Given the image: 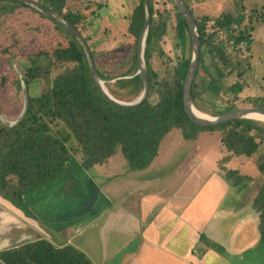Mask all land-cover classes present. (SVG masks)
Segmentation results:
<instances>
[{
	"label": "trees",
	"instance_id": "16d2710c",
	"mask_svg": "<svg viewBox=\"0 0 264 264\" xmlns=\"http://www.w3.org/2000/svg\"><path fill=\"white\" fill-rule=\"evenodd\" d=\"M77 1L80 0H36L83 36L90 48L98 77L115 99L130 100L139 96L144 81L141 72H138L136 47L122 72H103L96 62L97 51L88 42L89 36L84 34L88 17L95 14L96 8H90L89 3L82 9L74 8ZM167 1L174 10L175 35L181 52L173 66L166 64L162 74L154 67L153 56L165 54L159 42L167 33L170 12H159L154 7V0H148L150 21L143 60L149 90L141 102L122 106L100 90L91 75L86 53L73 34L22 0H0V28L8 15L27 10L47 19L56 37L52 46L41 47L22 56L25 62L20 65L21 75L14 81L20 93L24 85L27 113L13 125L0 119V196L29 213L27 196L51 184L64 185L66 195L71 198L79 195L78 179L66 177V172L76 163L87 170L119 151L129 169L140 170L152 162L162 138L170 130L178 128L186 140L194 139L202 130L217 131L226 152L219 160L220 168L224 171V177L235 185L249 177L222 164L233 155H254V163L262 178L252 208L258 212L257 229L264 243V121L239 118L200 126L189 119L183 110V84L190 61L184 48L191 44L190 34L185 19L173 1ZM184 1L196 22L200 40L199 63L190 88L192 103L197 110L210 115L235 110L238 107L235 102L230 101L217 108L215 99L223 90L237 99L246 85L243 76L246 67L250 66L249 61L242 58L238 49L227 53L226 44L229 39L245 41L247 50H250L254 29L250 13L254 10H245L246 0H232L234 8L227 7L215 17L209 14L199 17L193 11L190 0ZM145 17L144 0H137L127 24V32L135 41L139 38ZM205 55L209 57V66L205 65ZM230 76H235V80L228 83ZM34 82H37V86L41 85L35 94L32 93ZM71 161L74 163L69 169L67 165ZM40 242L44 246L45 242ZM32 246L26 245L21 249ZM217 247L222 249L221 246ZM51 250L54 251V248ZM71 250L70 246L61 251L55 250L57 264H63L65 258L58 254ZM14 252L2 253L1 257L14 264L18 256ZM82 256H72L70 264H92ZM41 260L44 263L45 258ZM55 261H47V264H56Z\"/></svg>",
	"mask_w": 264,
	"mask_h": 264
},
{
	"label": "crops",
	"instance_id": "0c3cea01",
	"mask_svg": "<svg viewBox=\"0 0 264 264\" xmlns=\"http://www.w3.org/2000/svg\"><path fill=\"white\" fill-rule=\"evenodd\" d=\"M132 1L135 6L137 0H107L102 7L129 16ZM190 2L204 15L211 0ZM210 150L214 154L207 157ZM177 152L196 164L186 175L181 166L172 167ZM225 154L217 131L202 130L186 140L177 128L162 138L146 168H127L119 151L87 170L76 163L66 177L80 182L77 197L51 184L27 196L25 213L0 196V264H9L1 254L12 251L18 255L14 264H47L66 246L92 264H264L252 208L261 178L255 166L244 172L250 157L233 155L222 165L249 177L235 185L220 168ZM26 245L33 246L21 249ZM71 252L58 254L63 264L71 263Z\"/></svg>",
	"mask_w": 264,
	"mask_h": 264
},
{
	"label": "rangeland",
	"instance_id": "374dc122",
	"mask_svg": "<svg viewBox=\"0 0 264 264\" xmlns=\"http://www.w3.org/2000/svg\"><path fill=\"white\" fill-rule=\"evenodd\" d=\"M106 1L80 0L73 6L74 8L82 9L87 3H90V8H96V14L88 17V24L84 28V34L89 36L88 42L97 51L96 62L98 67L107 74H116L122 72L128 66L135 47L136 50L138 49V40L135 41L127 32L128 16L122 11L119 17L116 14L111 15L109 9L104 6L102 7L103 2L106 3ZM245 4V10H254V12L250 11L252 12L250 13L252 14L251 21L254 25L249 46L250 55L244 59L246 62L249 61L250 64V66L246 67V72L243 76L246 85L238 94L237 99H233L230 92H225V90L219 93L215 99L217 108L225 106L230 101L235 102L238 105L237 108L264 104V0H246ZM127 6L134 7L133 1L129 2ZM154 7L158 8L159 12H170L168 15L167 33L159 42L165 54L162 56L156 54L152 58L154 67L162 74L166 64L173 66L176 63V57L180 54L181 49L175 35L174 10L171 3L167 0H154ZM227 7L234 8L232 0H211L207 5L205 13L215 17ZM195 14L199 17L202 16L200 13ZM55 41V32L52 30L50 22L37 16L35 13H30V11L20 10L8 15L5 21H3L0 28V117L4 120H15L23 107L22 91L20 93L17 90L14 81L21 75L20 65L25 62L22 56L41 47H50ZM184 53L187 57H190L191 44L190 46L189 44L185 46ZM205 65L209 66L208 55H205ZM58 70H55L53 74ZM200 73L204 76L203 71H200ZM234 80L235 76H230L228 83ZM33 85L32 93L35 94L40 90L41 85L37 86V82H34ZM137 97L135 96L130 100H119L130 102ZM248 98L252 99L249 100ZM203 145L201 143V147ZM201 150L204 151L205 149L201 148ZM213 154V151L210 150L207 153V157ZM174 157L175 161H172V167L175 169L181 166L183 168V175L188 174L196 165L193 162L187 163L183 161L182 158L184 156L181 152L175 153ZM253 159L254 155L248 161L252 162ZM193 161L198 162L197 159ZM250 166H255L259 171L253 160L247 167V170L244 171L245 173H252ZM258 171L256 175L262 178L260 171ZM257 264H259L258 261Z\"/></svg>",
	"mask_w": 264,
	"mask_h": 264
},
{
	"label": "water",
	"instance_id": "95a60500",
	"mask_svg": "<svg viewBox=\"0 0 264 264\" xmlns=\"http://www.w3.org/2000/svg\"><path fill=\"white\" fill-rule=\"evenodd\" d=\"M22 1L34 6L41 12L45 13L47 17L59 23L62 27L67 29L71 34H73L77 38V40L80 42V44L82 45L86 53L93 79L96 81L98 87L103 92V94L106 95L110 100L122 106H133L141 102L147 96L149 86H148V80H147L144 60H143V49L145 46V37H146L147 28H148L149 21H150V12H149L150 10H149L148 0H144L146 17H145L144 26L138 38V49H137L138 72H141L143 76L144 87L140 95L135 100L130 101V102H125V101H120L118 99H115L108 92L107 88L104 85V82L97 75L95 64H94L91 51H90V48L87 42L84 40L83 36L74 27H72L70 24L64 21L61 17L51 12L50 10H48L47 8H45L44 6H42L40 3L36 2L35 0H22ZM172 1L174 3V6H176L177 11H179V13L185 19L187 26H188V31L190 34L191 55H190V61H189L188 69H187L186 76L184 79V84H183V105H184L183 110H185L189 119L200 126L214 125V124H218L224 121H228L232 119H239V118H248V119L264 121L263 119L259 118L261 116L264 117V106H250V107L237 108L235 110H231V111L225 112L220 115H215V116L208 115L204 117V116H199L195 114L194 110H192V108H194L195 106L193 105L192 100H191L190 88H191V83L194 78L195 72L197 70L198 63H199V48H200L199 35L197 32L196 22L193 18L192 13L189 11L190 9L185 3V1L184 0H172ZM22 97H23V107H22V110L19 116L13 121L4 120L2 117H0L3 122H5L6 124H10V125L16 124L23 118L25 113H27L26 112L27 94H26V90L23 84H22Z\"/></svg>",
	"mask_w": 264,
	"mask_h": 264
},
{
	"label": "built area",
	"instance_id": "2783aa9c",
	"mask_svg": "<svg viewBox=\"0 0 264 264\" xmlns=\"http://www.w3.org/2000/svg\"><path fill=\"white\" fill-rule=\"evenodd\" d=\"M235 49L239 50V53L243 58L248 57L250 55L249 50H247V45L245 41L235 42L234 39H229L226 44L227 53L234 52Z\"/></svg>",
	"mask_w": 264,
	"mask_h": 264
},
{
	"label": "bare ground",
	"instance_id": "6f19581e",
	"mask_svg": "<svg viewBox=\"0 0 264 264\" xmlns=\"http://www.w3.org/2000/svg\"><path fill=\"white\" fill-rule=\"evenodd\" d=\"M192 110H194L195 114H197V115H199V116H204V117L208 116V114H205V113L201 112L200 110H197L195 107L192 108ZM259 118H261V119L264 120V117H263V116H261V117H259Z\"/></svg>",
	"mask_w": 264,
	"mask_h": 264
}]
</instances>
